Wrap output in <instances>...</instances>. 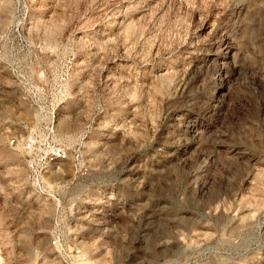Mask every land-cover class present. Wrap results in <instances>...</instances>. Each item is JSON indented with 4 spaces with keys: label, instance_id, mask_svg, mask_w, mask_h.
I'll list each match as a JSON object with an SVG mask.
<instances>
[{
    "label": "rangeland",
    "instance_id": "374dc122",
    "mask_svg": "<svg viewBox=\"0 0 264 264\" xmlns=\"http://www.w3.org/2000/svg\"><path fill=\"white\" fill-rule=\"evenodd\" d=\"M0 264H264V0H0Z\"/></svg>",
    "mask_w": 264,
    "mask_h": 264
},
{
    "label": "built area",
    "instance_id": "2783aa9c",
    "mask_svg": "<svg viewBox=\"0 0 264 264\" xmlns=\"http://www.w3.org/2000/svg\"><path fill=\"white\" fill-rule=\"evenodd\" d=\"M23 148L27 152V167L28 169L35 174V176H41L42 171L48 166L49 163L55 160H64L67 159L68 153L62 146L53 145L49 148V152L45 155H40L37 152L41 153L37 148V141L35 138H28L24 144ZM59 209V206H57ZM53 246L62 247L63 243L61 241V229L60 226H57L54 230V235L51 240ZM75 260L82 261L85 260L83 252L79 249L75 250Z\"/></svg>",
    "mask_w": 264,
    "mask_h": 264
}]
</instances>
